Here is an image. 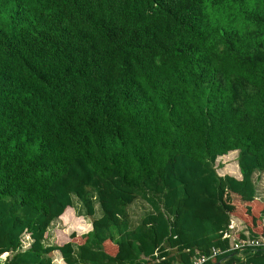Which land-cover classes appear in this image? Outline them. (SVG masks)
Wrapping results in <instances>:
<instances>
[{
    "label": "trees",
    "instance_id": "trees-1",
    "mask_svg": "<svg viewBox=\"0 0 264 264\" xmlns=\"http://www.w3.org/2000/svg\"><path fill=\"white\" fill-rule=\"evenodd\" d=\"M260 173L264 0H0L8 264H264L223 238L264 241Z\"/></svg>",
    "mask_w": 264,
    "mask_h": 264
},
{
    "label": "rangeland",
    "instance_id": "rangeland-1",
    "mask_svg": "<svg viewBox=\"0 0 264 264\" xmlns=\"http://www.w3.org/2000/svg\"><path fill=\"white\" fill-rule=\"evenodd\" d=\"M230 158L231 161L226 162L224 160V158H217L215 164H217V171L219 174H223V168L227 167L226 165L228 163H236L235 157H236V153H232L231 155L228 156ZM229 169V168H227ZM233 171L235 172V169H233ZM235 175V174H234ZM254 183H255V188H256V196L257 199H262L264 197V174L260 173V175H257L256 178L253 179ZM73 204H74V211L76 212L79 209V204L77 203V201L75 199H73ZM94 209H95V215L94 218H98L100 216V209L99 206L97 204L94 205ZM148 210L147 206L145 205V203L143 201H141L140 199H136L134 200L129 206H128V213H129V217H130V222H131V226H134L138 220L140 219V217ZM82 219V218H81ZM85 220V223L88 224V222L90 221V219H82ZM57 223V224H56ZM59 227H64L60 225V222L54 221L49 229V236L50 239L49 240H53V231L54 229ZM60 229V228H59ZM49 242V241H48Z\"/></svg>",
    "mask_w": 264,
    "mask_h": 264
},
{
    "label": "built area",
    "instance_id": "built-area-1",
    "mask_svg": "<svg viewBox=\"0 0 264 264\" xmlns=\"http://www.w3.org/2000/svg\"><path fill=\"white\" fill-rule=\"evenodd\" d=\"M238 234L245 236V239L238 238ZM223 238H227L229 240L230 250L238 251V253H241L245 249H248L251 252L258 249H264V241L260 238L255 240L247 239L243 226L238 228L232 219H230L228 231L224 234ZM218 254L219 252L217 250L212 249L209 256L196 257L193 259L191 264H204L206 261L214 258ZM8 259L9 255L7 253L0 254V264H8Z\"/></svg>",
    "mask_w": 264,
    "mask_h": 264
},
{
    "label": "crops",
    "instance_id": "crops-1",
    "mask_svg": "<svg viewBox=\"0 0 264 264\" xmlns=\"http://www.w3.org/2000/svg\"><path fill=\"white\" fill-rule=\"evenodd\" d=\"M235 174V175H234ZM232 175H233V177H235V178H238V174H237V172L235 171H233V173H232ZM256 176L257 175H255L254 177L256 178ZM84 219H88V218H85L84 217ZM233 221H234V223L237 225V227L238 228H241L242 227V224H241V222L238 220V219H235V218H231ZM60 222V221H59ZM82 222H83V224H80L81 226H87L88 225V228H86V230L85 231H87L88 229H89V222H88V224L87 223H85V220H82ZM57 224V223H56ZM60 225L61 226H63L62 225V223L60 222ZM62 229L66 234H70V233H75L76 235H79V234H81V233H83L82 231H78L77 229H75V226H70V227H59L58 226V228H56V229ZM56 229H54V230H56ZM52 241L51 240H49V242H48V245L51 243ZM26 244H28V243H26ZM51 264H64L63 262H62V260H61V258H60V256L57 254V252H53L52 253V258H51Z\"/></svg>",
    "mask_w": 264,
    "mask_h": 264
},
{
    "label": "water",
    "instance_id": "water-1",
    "mask_svg": "<svg viewBox=\"0 0 264 264\" xmlns=\"http://www.w3.org/2000/svg\"><path fill=\"white\" fill-rule=\"evenodd\" d=\"M217 264H219V263H217Z\"/></svg>",
    "mask_w": 264,
    "mask_h": 264
}]
</instances>
